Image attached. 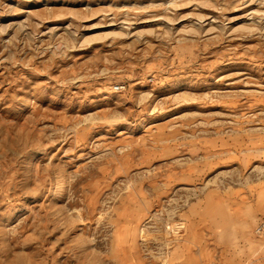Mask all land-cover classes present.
<instances>
[{
    "label": "rangeland",
    "instance_id": "374dc122",
    "mask_svg": "<svg viewBox=\"0 0 264 264\" xmlns=\"http://www.w3.org/2000/svg\"><path fill=\"white\" fill-rule=\"evenodd\" d=\"M0 264H264V0H0Z\"/></svg>",
    "mask_w": 264,
    "mask_h": 264
},
{
    "label": "built area",
    "instance_id": "2783aa9c",
    "mask_svg": "<svg viewBox=\"0 0 264 264\" xmlns=\"http://www.w3.org/2000/svg\"><path fill=\"white\" fill-rule=\"evenodd\" d=\"M126 85L125 84H121V83H118L115 85V89L117 90H123L125 89Z\"/></svg>",
    "mask_w": 264,
    "mask_h": 264
}]
</instances>
